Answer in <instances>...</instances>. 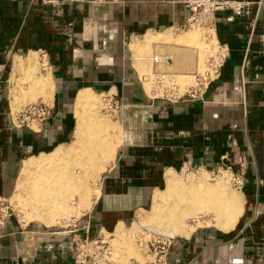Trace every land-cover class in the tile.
<instances>
[{
	"label": "crops",
	"instance_id": "0c3cea01",
	"mask_svg": "<svg viewBox=\"0 0 264 264\" xmlns=\"http://www.w3.org/2000/svg\"><path fill=\"white\" fill-rule=\"evenodd\" d=\"M227 1L214 15L228 55L203 98L191 100L145 85L163 74L165 86L181 90L201 69L191 40L166 35L189 16L182 0H0V199L16 191L25 159L71 142L79 97L104 94L121 104L119 136L81 218L89 235L125 231L184 166L226 167L244 172L242 215L230 229L195 225L176 236L166 264H264V0ZM42 58L48 67L36 73ZM31 101L52 108L40 126L17 121ZM70 230L26 229L11 217L0 264H79Z\"/></svg>",
	"mask_w": 264,
	"mask_h": 264
},
{
	"label": "rangeland",
	"instance_id": "374dc122",
	"mask_svg": "<svg viewBox=\"0 0 264 264\" xmlns=\"http://www.w3.org/2000/svg\"><path fill=\"white\" fill-rule=\"evenodd\" d=\"M174 33L173 36L179 35V34H184L185 37H187L189 40L193 41L189 43L190 45H194L197 48L200 49V54L204 58V62L202 63L201 69L197 70L196 72H203L207 68V59L208 55L210 53V47L208 45V42L205 41L203 33L200 29H177L176 31H171L166 33V35H171ZM190 36V37H189ZM194 37V39H193ZM196 37V38H195ZM196 40V41H195ZM168 42V41H167ZM170 42V41H169ZM172 42V41H171ZM174 43V42H172ZM178 44V42H176ZM35 69L36 73H40V68L41 64L37 61L35 62ZM163 74H158L156 76L151 75L150 81H146V86H148L149 90L151 89L150 85L155 84L156 78L159 76H162ZM162 87L165 86V81L163 80L162 85H157ZM167 88V87H166ZM172 88V87H168ZM148 90V89H147ZM148 90V91H149ZM153 90V89H152ZM23 91V89H22ZM183 92V89L180 90ZM150 93V92H149ZM156 94L163 96L162 94L168 95L170 93H162V89L159 91L155 92ZM19 94V92H18ZM98 94L100 97H96V100L93 105H89L85 108L84 110V116L89 119V127L90 130L96 133L97 136H105L104 131L101 130L99 131L97 128V123H95V120L98 121L100 119L105 120L107 119V122L111 125L114 123V125H111L112 132H108V137L114 136L115 139H118L119 136V129L117 126L118 118L117 115L119 113L120 108V103L115 100V98H110V96H105L104 94ZM180 94V93H178ZM14 96V94H13ZM35 102V101H31ZM87 109V110H86ZM76 119V118H75ZM112 122V123H111ZM117 122V123H116ZM121 128V127H120ZM77 129V120L75 122V127H74V134ZM115 130V132H114ZM92 132H88L87 135L84 137L85 141H88V139L91 137ZM121 133V130H120ZM74 134L71 142L68 144L64 145L62 148L58 149L54 153H49L47 155H31L32 157H29L25 159L26 161L24 162L25 164L30 162V161H40L44 160L50 157L55 156L56 154H61V160L56 166L52 167L51 169L54 170L57 168V170L64 171L66 167H68V171L73 170V165L76 164L77 161H82L81 158L79 157H74L72 156V151L73 147L76 145L74 144ZM109 134H112V136H109ZM72 150V151H71ZM116 150L114 151L115 154ZM114 154L109 157V158H97L98 160V166L100 169H98V175L97 177H94L91 180H88L87 182V188H88V197L87 200H81L80 197H74L75 200H70V201H65L64 199L58 200L57 202L62 203L64 207L68 208V213L64 216L56 217L54 216L52 224H46L44 222H41L39 219L35 218L36 213H35V208L39 209H45L44 213L49 215L51 209L56 208L55 206H44L41 203H37L35 207L33 205H30L31 199L28 193V190L25 189L20 193V198L19 200L14 199L13 195L10 197V199H7L6 205H8L13 214L12 218L19 220L23 227L28 229L32 225H43L45 227L51 228L53 231H60V230H68V229H73L75 227V223H78V221L81 220L83 217V213H85L87 210L90 209L92 202L98 198L99 195V182L101 179L102 174L105 172V170L108 167V164L111 162V160L114 158ZM23 163V164H24ZM24 164V165H25ZM72 168V169H71ZM84 171L82 172L83 174H88L91 170V168L83 169ZM204 171V172H203ZM231 169H228L226 167L223 168H217L216 170L213 171H207V170H199L196 175H193L192 172H185V173H178V172H172L168 176L167 184L162 186L161 188H158L156 190H160V193L158 192L157 194H163L165 191V199L167 200L168 198L172 199L170 196V193L167 191V186L169 179H173L178 181L183 187H185V191H189L188 188H196L198 186H201L203 184L206 185H220L222 186L227 192H231L233 194H236L240 196L241 198L243 197L242 195V190H237L235 187L232 185V174H231ZM21 173V170H20ZM200 173H203L202 175H199ZM199 175V176H198ZM22 179H24L25 176H21ZM28 179V178H27ZM25 179L24 184L29 185L31 181ZM98 180V181H97ZM29 181V182H28ZM198 190V189H196ZM194 191V189H193ZM194 195H196L197 199L196 201L202 200V191H194ZM69 195V194H68ZM242 195V196H241ZM69 198V197H68ZM29 199V200H28ZM163 199V198H162ZM161 199V200H162ZM175 199V196H174ZM22 201V202H21ZM64 201V202H63ZM69 202V203H68ZM84 202V203H82ZM30 203V204H29ZM71 203V204H70ZM76 203V205H75ZM200 203L203 204L202 201ZM33 204V203H32ZM61 204V206H63ZM74 204V205H72ZM152 204H153V199L151 201V204L145 209L140 211L133 220H131L125 227V231H122L121 229L116 232V228L113 232H107L105 234V239L108 242L107 245H109V254H105V258L108 260H111L113 264H146L149 260H153L154 257L152 256V242L155 239H162V240H172L175 237H167L163 236L160 232L162 229L159 224L153 223L150 219L152 216ZM24 205V206H23ZM23 208H22V207ZM184 206V205H183ZM49 208V209H48ZM23 209V210H22ZM25 210V212H24ZM243 211V210H242ZM34 212V214H33ZM71 212V213H70ZM25 213V214H24ZM49 213V214H48ZM151 214V215H150ZM242 215V212L240 213ZM239 215V216H240ZM148 216V217H147ZM238 216V218H239ZM78 218V219H77ZM149 218V219H148ZM238 218L236 222L238 221ZM57 220V221H56ZM150 220V221H149ZM147 221V222H146ZM195 221V223L193 222ZM224 220L219 219L214 212H201L200 214L197 215V218H194L192 216L185 217L183 220L184 226L191 225L192 227H195V225H198V228H212V229H220V230H226V225L223 224ZM69 224V225H68ZM223 226L221 227V225ZM118 226V225H117ZM116 226V227H117ZM216 226V227H214ZM157 227V228H156ZM197 228V227H196ZM232 228V227H231ZM230 229V228H229ZM164 234V233H163ZM113 246H114V251H113ZM102 252V250H100Z\"/></svg>",
	"mask_w": 264,
	"mask_h": 264
},
{
	"label": "bare ground",
	"instance_id": "6f19581e",
	"mask_svg": "<svg viewBox=\"0 0 264 264\" xmlns=\"http://www.w3.org/2000/svg\"><path fill=\"white\" fill-rule=\"evenodd\" d=\"M148 37L150 38L151 35L145 36L146 39H148ZM153 39L150 40L154 41ZM185 40H187V38H185ZM182 41H184V39H182ZM189 41L190 40L188 39V42ZM187 87L188 86L183 89V92ZM160 89L162 88L156 84L152 91L156 92ZM169 89L175 90L176 94L182 93L177 87H172ZM95 100L96 99L94 95L89 94L87 97H84L83 95L80 96L77 101V111L79 114L80 123L74 139V144L76 146L73 147L74 149L73 151L71 150L72 153L70 154H72L74 157L81 158L82 161H77L76 164L72 166V171H68V167H66L67 171H60L57 170V168L52 170L51 168L54 167V165L56 166V164H58L61 160V154L58 153L55 156L44 160L30 161L26 163L19 176V182L13 195L14 199L19 200L20 193L27 189L30 198H32L31 202L33 203H29L30 205L38 207L36 204L41 203L44 206L50 205L56 207L51 209L50 214L48 213L49 215L44 213L45 209L42 210L35 208V218L39 219L41 222L52 224L54 216L60 217L68 213V208L64 207L62 203L59 205V202H57L58 200H75L74 197L76 196L80 197L81 200H87L89 195L87 182L88 180L97 177L99 171L98 169H100L98 166V160H100L102 157H111L116 150L117 139H115L112 134H109V136H112L110 138L107 135L108 132H112L110 129L111 125H114V123L111 122L112 124L110 125L107 122V119L106 121L100 118H98V121L95 120V123L98 122L97 129L99 131L103 130L105 134V136L100 137L90 130L89 119L84 116L85 108L89 105H93ZM88 132H92L93 134L91 133V137L88 139V141H85L84 137ZM97 158L99 159L97 160ZM87 168H91L90 172L88 174H83V169ZM202 174L203 173H200L199 175ZM21 176H25L24 179H22ZM25 179L31 181V183L29 185L24 184ZM167 187V191L170 193L172 199H165L166 191L163 194H156L154 204L152 205V216L150 219L153 223L159 224V226L162 227L160 232H162L161 234L163 236L176 237L191 233L195 227H192L191 225L184 226V216H192L197 218V215L202 211L207 213L208 211L214 212L219 219L221 218L224 220L223 224L226 225L225 229H229L234 227L236 220L242 211V198L236 194L227 192L220 185L203 184L196 188H188L189 191H185V187H183L178 181L169 179ZM193 189L194 191H202V200L196 201L197 197L193 194ZM200 201H202L203 204L200 203ZM61 204L63 206H61ZM193 222L195 223V221Z\"/></svg>",
	"mask_w": 264,
	"mask_h": 264
},
{
	"label": "built area",
	"instance_id": "2783aa9c",
	"mask_svg": "<svg viewBox=\"0 0 264 264\" xmlns=\"http://www.w3.org/2000/svg\"><path fill=\"white\" fill-rule=\"evenodd\" d=\"M53 3L55 0H48ZM81 1V0H70ZM185 6L189 9V16L186 22L177 29H200L203 33L204 39L208 42L210 53L207 59V68L203 72H195L193 74V83L189 85L184 92L176 94L175 90L162 87V93H170L171 98H185V99H202L205 90L209 84L214 81L220 74V68L223 61L228 55L225 47L221 46L215 38V10L223 8L229 1L227 0H182ZM44 56V55H43ZM48 67L45 58H42L41 69L46 70ZM164 76L156 78L155 84L162 85ZM121 106V105H120ZM52 115V108L46 102L35 101L26 104L20 109L17 115L19 124H31L40 126L46 122ZM202 170L200 168H193L184 166L178 173L192 172L196 174ZM232 185L237 190H242L244 187V172H233ZM7 200L0 199V237L5 233V225L8 219L11 218L13 212L11 208L6 205ZM69 225V224H68ZM76 228L70 230L71 242L74 251V258L79 264H113L111 260L105 258V254H109V245L104 235H89V225L82 223L81 220L74 224ZM83 232V234L81 233ZM171 240L155 239L152 242V256L153 260H149L146 264H166L168 257V250ZM102 250V252L100 251Z\"/></svg>",
	"mask_w": 264,
	"mask_h": 264
}]
</instances>
